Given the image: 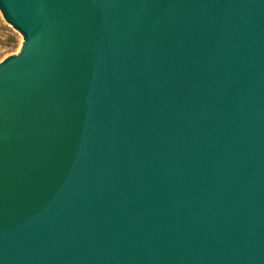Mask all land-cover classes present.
<instances>
[{"label":"water","instance_id":"95a60500","mask_svg":"<svg viewBox=\"0 0 264 264\" xmlns=\"http://www.w3.org/2000/svg\"><path fill=\"white\" fill-rule=\"evenodd\" d=\"M0 13V264H264V0Z\"/></svg>","mask_w":264,"mask_h":264},{"label":"rangeland","instance_id":"374dc122","mask_svg":"<svg viewBox=\"0 0 264 264\" xmlns=\"http://www.w3.org/2000/svg\"><path fill=\"white\" fill-rule=\"evenodd\" d=\"M23 37L20 36L0 13V61L7 55L22 47Z\"/></svg>","mask_w":264,"mask_h":264}]
</instances>
